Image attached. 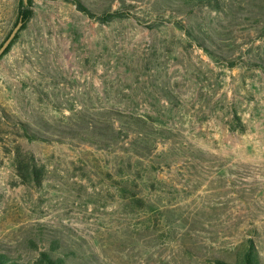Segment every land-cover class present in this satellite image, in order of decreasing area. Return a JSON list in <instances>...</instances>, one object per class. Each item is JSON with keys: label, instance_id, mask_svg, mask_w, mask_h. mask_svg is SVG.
Here are the masks:
<instances>
[{"label": "rangeland", "instance_id": "obj_1", "mask_svg": "<svg viewBox=\"0 0 264 264\" xmlns=\"http://www.w3.org/2000/svg\"><path fill=\"white\" fill-rule=\"evenodd\" d=\"M82 1L31 0L0 58V257L264 264V0Z\"/></svg>", "mask_w": 264, "mask_h": 264}, {"label": "trees", "instance_id": "obj_2", "mask_svg": "<svg viewBox=\"0 0 264 264\" xmlns=\"http://www.w3.org/2000/svg\"><path fill=\"white\" fill-rule=\"evenodd\" d=\"M68 1L73 3L74 5H76L82 12H84L88 15H91L90 10L88 9V7L84 4V2L82 0H68ZM179 1L184 6H188L191 9H194V8L200 7V6H204L206 4H211L214 2V0H179ZM120 15H121V13L118 11V12L111 13L110 15H106V16H107V18L108 17L113 18L115 16H120ZM32 16H33V10L31 9V0H28V5H25L24 1L22 0L21 9H20V16H19V21L20 20L23 21V26H22L21 30L24 28L25 23H27L31 20ZM18 34H17V36H18ZM9 35H8V37H9ZM17 36L15 37V39L17 38ZM13 41H12V43H13ZM12 43L7 48L5 53H7L9 51ZM25 132L27 134L26 136L32 139V135L29 134L27 129H25ZM14 159L16 161L17 171L19 172L22 179H24L26 182L27 181L36 182V183L41 182V178H42L41 174L42 173L40 170H37L35 163H34L35 159L32 155H29V159L27 161L23 162V159H22V157L18 151L14 155ZM0 264H20V263L17 261H12V260L4 259V258L0 257ZM38 264H67V263L63 259H55V258H52L51 256L46 255V256H44V259H41L38 262ZM218 264H263V262L259 256V253H258V250H257L255 244L252 241H249L248 243H245L244 245H242V247L240 248V251L237 253V256H236V259L234 262L229 263V262H225V261H218Z\"/></svg>", "mask_w": 264, "mask_h": 264}, {"label": "water", "instance_id": "obj_3", "mask_svg": "<svg viewBox=\"0 0 264 264\" xmlns=\"http://www.w3.org/2000/svg\"><path fill=\"white\" fill-rule=\"evenodd\" d=\"M23 1L25 5H28V0H23ZM22 26H23V21L20 20L18 24L16 25V27L13 29V31L10 33L9 37L4 41V43L0 47V58L4 55L7 48L10 46L12 41L15 39L19 31L21 30Z\"/></svg>", "mask_w": 264, "mask_h": 264}]
</instances>
